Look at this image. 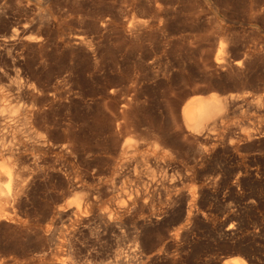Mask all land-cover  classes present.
<instances>
[{
    "label": "rangeland",
    "instance_id": "rangeland-1",
    "mask_svg": "<svg viewBox=\"0 0 264 264\" xmlns=\"http://www.w3.org/2000/svg\"><path fill=\"white\" fill-rule=\"evenodd\" d=\"M212 93L232 108L194 133ZM8 105L0 264H264V0H0Z\"/></svg>",
    "mask_w": 264,
    "mask_h": 264
},
{
    "label": "bare ground",
    "instance_id": "bare-ground-1",
    "mask_svg": "<svg viewBox=\"0 0 264 264\" xmlns=\"http://www.w3.org/2000/svg\"><path fill=\"white\" fill-rule=\"evenodd\" d=\"M8 40V39H7ZM11 41V40H10ZM19 69V68H18ZM2 71V70H1ZM18 76V75H17ZM110 78V77H109ZM13 80V79H12ZM23 89V88H22ZM24 89H25V87H24ZM128 89V88H127ZM26 90V89H25ZM25 90H24V93H25ZM31 90V89H30ZM26 92H28L27 90H26ZM34 92V91H33ZM28 94V93H27ZM30 94V93H29ZM28 94V95H29ZM126 94V93H125ZM112 96V95H111ZM22 97V96H21ZM28 97V96H27ZM136 99V98H135ZM10 100V99H9ZM238 100V99H237ZM232 102H233V97L231 96H229V97H222V96H220V95H218V94H215V93H212V94H210L209 96H203V95H195V96H192L191 97V101L189 102V103H187V104H185V106L183 107V116H184V118H185V120H186V124H188V126H189V128L194 132V133H197V134H201L202 132H206V131H204L205 130V125H206V123H208V122H210V121H215L217 118H221L220 120L222 121V122H224V120L226 119V117L228 116V113H229V111H230V109L232 108L231 107V104H232ZM34 103V102H33ZM32 103V104H33ZM262 103V102H261ZM36 104V103H35ZM234 104V103H233ZM2 105V104H1ZM31 105V104H30ZM34 105V104H33ZM263 105V104H262ZM6 106V105H5ZM0 107H2V106H0ZM7 107H9V105L7 106ZM35 107V106H34ZM36 108H37V105H36ZM35 108V109H36ZM130 108V107H129ZM21 109H23V108H21ZM25 109V108H24ZM38 109L40 110V109H42V108H39V106H38ZM125 109V108H124ZM123 109V110H124ZM1 111L0 112H5L6 110L8 111V112H10L11 113V115L12 114H14L15 116H16V113H19L20 111V107L19 106H16L15 105V107H9V109L8 108H2V109H0ZM37 110V109H36ZM35 110V111H36ZM19 111V112H18ZM29 112H31L30 110H28ZM35 111H34V113H33V115L35 114L36 116H40V115H38L39 114V112L38 111H36L37 113H35ZM7 112V113H8ZM33 112V111H32ZM21 113V112H20ZM2 114V113H1ZM41 114V113H40ZM29 116H30V114H28ZM27 115V116H28ZM33 115H32V119L34 118L33 117ZM3 116V115H2ZM26 116V117H27ZM35 116V117H36ZM9 117H10V115H9ZM21 117V116H20ZM42 117V116H41ZM3 118V117H2ZM10 118H12V117H10ZM1 119V118H0ZM4 119H5V117H4ZM13 119V118H12ZM17 119V118H16ZM26 119V118H25ZM28 119H29V117H28ZM27 119V120H28ZM41 119H44V118H41ZM19 120V119H18ZM3 121V120H2ZM17 121V120H16ZM23 121V120H22ZM25 121V120H24ZM31 121V120H30ZM34 121H36V120H34ZM216 122V121H215ZM25 123H28V122H25ZM24 123V124H25ZM132 123V122H131ZM245 123V122H244ZM30 124V123H29ZM31 124H32V122H31ZM6 125V124H5ZM27 125V124H26ZM245 125V124H244ZM251 125V124H250ZM8 126V125H7ZM6 126V127H7ZM29 126V125H28ZM31 126V125H30ZM4 127V126H3ZM15 127V126H14ZM25 127H27V126H25ZM42 127V126H41ZM46 127V126H45ZM39 128H40V126H39ZM38 128V129H39ZM49 128V127H48ZM216 128V127H215ZM215 128H210L207 132H209V133H214V131H215ZM8 129V128H7ZM19 129V128H18ZM20 129H22V128H20ZM20 129H19V131H20ZM28 129H30V128H28ZM32 129V128H31ZM35 129V128H34ZM38 129H37V131H38ZM248 129V128H247ZM15 130H16V128H15ZM23 130V129H22ZM26 130H27V128H26ZM47 130V129H46ZM37 131H35V132H37ZM49 131V130H48ZM66 131H70L71 132V128L70 127H68L67 128V130ZM29 132V131H28ZM31 132V131H30ZM43 133V135L45 134L44 132H46V131H44L43 132V130L42 131H40L39 133L37 132L36 134H34V135H37V134H40V133ZM245 132V131H244ZM248 132V131H247ZM250 132V131H249ZM27 133V132H26ZM47 133V132H46ZM25 134V133H24ZM48 134H50L49 132H48ZM53 134V133H52ZM154 134V133H153ZM5 135V134H4ZM46 135V137L48 136L47 134H45ZM157 135V134H156ZM155 135V136H156ZM162 135V134H161ZM15 136V135H14ZM36 137V136H35ZM39 136H37L36 138H38ZM45 137V136H44ZM51 137H52V135H51ZM4 137H2L1 136V139H3ZM54 138V137H53ZM76 138V137H75ZM32 139V138H31ZM39 139V138H38ZM41 139H42V137H41ZM50 139V138H49ZM55 139V138H54ZM53 139V140H54ZM95 139V138H94ZM130 139H131V137H130ZM43 140V139H42ZM41 140V141H42ZM48 141V140H47ZM98 141V140H97ZM251 141V140H250ZM6 142V141H5ZM12 142V141H11ZM36 142H38V141H36ZM51 142V141H50ZM64 142V141H63ZM138 142V141H137ZM47 143V142H46ZM53 143H55V142H53ZM62 143V142H61ZM60 143V144H61ZM130 143V142H129ZM154 143H156V142H154ZM42 144H43V142H42ZM49 144V143H48ZM125 144H127V143H125ZM131 144H134V143H131ZM128 145V144H127ZM138 145V144H137ZM140 145V144H139ZM47 146V145H46ZM49 146V145H48ZM51 146V145H50ZM74 146V145H73ZM72 144H71V141H65L64 143H62V145L60 146L61 147V149L62 150H66V151H69L70 152V150H72ZM131 147H132V145H130ZM134 146V145H133ZM125 147V146H124ZM123 147V148H124ZM127 147V146H126ZM140 147V146H139ZM128 148V147H127ZM136 148V147H135ZM130 150V149H129ZM133 150V149H132ZM15 151V150H14ZM61 151V150H60ZM128 151V150H127ZM131 151V150H130ZM135 151V150H134ZM139 151V150H138ZM132 152V151H131ZM5 153V152H4ZM14 155H16V153H13ZM194 155V154H193ZM39 157V156H38ZM34 158H35V156H34ZM146 158V157H145ZM39 159V158H38ZM135 159V158H134ZM136 160V159H135ZM10 161H11V159H10ZM5 162L6 164H8L7 166H6V164L4 165V166H1L0 165V174H3V178L2 179H0V219H2V218H4L5 216H6V209H7V207L8 206H10V204H12L15 200H16V195H17V190H18V188H19V186H20V184H21V179H22V175H23V168H22V166H21V162H20V160L19 159H16V158H14V161H12V162ZM22 161V160H21ZM137 161V160H136ZM138 161H139V159H138ZM142 162V161H141ZM4 163V162H3ZM158 163V162H157ZM122 166V165H121ZM129 166V165H128ZM138 166V165H137ZM143 166V165H142ZM25 169H27V168H25ZM44 169V168H43ZM71 169V168H70ZM149 170V169H148ZM147 170V171H148ZM93 171V170H92ZM25 172V171H24ZM120 172V171H119ZM124 172V171H123ZM129 172V171H128ZM155 173V172H154ZM26 174V173H25ZM24 174V175H25ZM101 175V174H100ZM135 175V174H134ZM149 175V174H148ZM132 176V175H131ZM150 176V175H149ZM25 177V176H24ZM23 177V178H24ZM165 181V180H164ZM23 182V181H22ZM152 182V181H151ZM168 182V181H167ZM142 183V182H141ZM22 186V185H21ZM20 186V187H21ZM74 187V186H73ZM80 187H81V185H80ZM177 188V187H176ZM175 188V189H176ZM75 189V188H74ZM114 189V188H113ZM64 191V190H63ZM82 192V191H81ZM131 192V191H130ZM148 193V192H147ZM124 194V193H123ZM126 194V193H125ZM132 194V193H131ZM149 196V195H148ZM78 197V196H77ZM80 197V200L83 198L82 196H79ZM78 197V198H79ZM188 197V196H187ZM76 201V199L74 200V202H76L77 203V206L75 205V210H73V208L72 209H67V210H64V212L65 213H67V214H82V212H84V208H87V206L90 204V202L89 201H86V204H82V203H84V202H82V201ZM83 200H84V198H83ZM73 203V202H72ZM68 205H70V204H68ZM87 205V206H86ZM71 206V205H70ZM122 207H123V205H122ZM108 208V207H107ZM106 208V209H107ZM132 208H133V206H132ZM9 210V209H8ZM113 210V209H112ZM130 211H132V210H130ZM114 212V211H113ZM117 212V211H116ZM64 213V215H67V214H65ZM103 213V212H102ZM109 213V212H108ZM107 213V214H108ZM118 213V212H117ZM85 214V213H84ZM83 214V215H84ZM102 215V214H101ZM113 215V214H112ZM111 215V216H112ZM115 215V214H114ZM125 215V214H124ZM109 216V219H108V217H107V219L106 218H104V217H100L101 218V224H102V227H104V229L103 230H111L113 227H114V220L112 221V222H110V215H108ZM81 217V216H80ZM119 217V216H118ZM113 218V217H112ZM154 218V217H153ZM151 220V219H150ZM153 220V219H152ZM96 222V221H95ZM119 224V223H118ZM144 225V224H143ZM101 226V225H100ZM142 227V226H141ZM90 229V228H89ZM144 229V228H143ZM93 230V229H92ZM186 230V229H185ZM104 232V231H103ZM109 233V232H108ZM131 233V232H130ZM143 233V232H142ZM136 238H137V236H136ZM135 238V239H136ZM145 242V241H144ZM121 243V242H120ZM129 250V249H128ZM130 255V254H129ZM140 255V254H139ZM114 264H116V263H114Z\"/></svg>",
    "mask_w": 264,
    "mask_h": 264
}]
</instances>
